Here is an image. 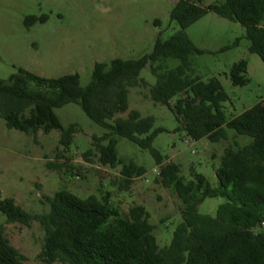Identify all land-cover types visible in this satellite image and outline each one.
Masks as SVG:
<instances>
[{
  "label": "trees",
  "instance_id": "16d2710c",
  "mask_svg": "<svg viewBox=\"0 0 264 264\" xmlns=\"http://www.w3.org/2000/svg\"><path fill=\"white\" fill-rule=\"evenodd\" d=\"M203 0H177L171 11L182 32L167 40L157 38L153 50L136 59L115 58L95 64L92 79L82 86L78 73L48 78L23 68L0 79V117L9 129L27 135L61 132V144H72L75 124L65 127L56 109L70 103L81 106L86 115L107 130L94 137L99 161L121 166L125 186L147 173L134 160L125 162L118 154L114 136L127 138L148 150L159 168V178L172 188L182 202V221L174 231L171 244L158 245L155 227L146 207L137 205L127 215L109 207V197H80L69 190L57 191L50 210L34 215L16 203L2 198L0 211L8 223L30 226L38 221L45 231L44 264H264V99L239 115L228 118L223 103L228 99L216 77L207 82L190 76L193 53H202L183 30L212 12L240 23L250 41L249 51L264 62V0H223L203 6ZM47 16H29L28 27L45 22ZM160 25L161 21L156 20ZM169 59L180 65L164 69ZM147 66L156 77L151 87L155 103L170 107L187 135L195 140L208 138L218 143L228 138L227 129L236 136L252 140L243 147L230 145L224 150L216 169L219 181L213 187L207 178L193 172L191 179L181 175V166L167 161L154 147L162 129H154V118L130 110V89L140 85ZM246 62L233 65L230 78L235 86L246 85ZM180 96L175 105L171 101ZM123 117V114H126ZM106 142V143H104ZM92 151H88L90 154ZM57 168H61L57 166ZM223 197L215 216L202 214L199 206L207 199ZM114 216L118 222H111ZM25 256L12 245L0 226V264H25Z\"/></svg>",
  "mask_w": 264,
  "mask_h": 264
},
{
  "label": "rangeland",
  "instance_id": "374dc122",
  "mask_svg": "<svg viewBox=\"0 0 264 264\" xmlns=\"http://www.w3.org/2000/svg\"><path fill=\"white\" fill-rule=\"evenodd\" d=\"M176 1L0 0V79L8 80L23 68L48 78L78 73L82 86H86L97 62L139 58L153 50L158 37L167 40L182 32L179 24L171 19ZM222 1L203 0L201 4L208 6ZM29 16H47L48 19L28 27L25 20ZM157 19L160 25L155 23ZM183 33L202 51L190 56V76L205 82L214 77L220 80L228 96L223 103L228 118L264 99V62L249 51L250 41L244 26L210 12ZM241 61L246 62L248 83L235 86L230 72L233 65ZM179 65V60L169 59L163 68ZM155 83L156 77L147 66L141 72L140 85L130 89V110L154 118L153 130L162 129L154 147L167 161L181 166L185 179H191L196 172L217 187L216 169L224 150L235 144L243 147L252 139L236 136L231 129H227L228 138L218 143L205 137L199 140L189 137L170 107L152 100L150 90ZM179 97L171 101L172 106ZM56 113L65 127L76 125L69 147L61 144L62 135L58 130L27 135L7 128L0 117L2 198H14L34 215L48 212L49 198L60 190H69L84 198L108 196L109 207L121 215H127L134 206L143 205L155 227L158 245L169 246L182 221V202L174 189L161 183L152 154L127 138L114 136L119 156L125 162L134 160L147 170L126 187L121 166L112 168L99 161L94 137L103 136L107 130L94 123L79 104H67L56 109ZM122 116L126 117L127 113ZM226 202L223 197L207 198L199 211L215 216L219 206ZM110 221L118 222V219L112 216ZM0 226L5 228L12 245L25 256V264H44L39 255L45 231L38 221L30 226L8 223L0 211Z\"/></svg>",
  "mask_w": 264,
  "mask_h": 264
},
{
  "label": "built area",
  "instance_id": "2783aa9c",
  "mask_svg": "<svg viewBox=\"0 0 264 264\" xmlns=\"http://www.w3.org/2000/svg\"><path fill=\"white\" fill-rule=\"evenodd\" d=\"M263 226H264V223H263Z\"/></svg>",
  "mask_w": 264,
  "mask_h": 264
},
{
  "label": "crops",
  "instance_id": "0c3cea01",
  "mask_svg": "<svg viewBox=\"0 0 264 264\" xmlns=\"http://www.w3.org/2000/svg\"><path fill=\"white\" fill-rule=\"evenodd\" d=\"M177 2V1H176Z\"/></svg>",
  "mask_w": 264,
  "mask_h": 264
}]
</instances>
